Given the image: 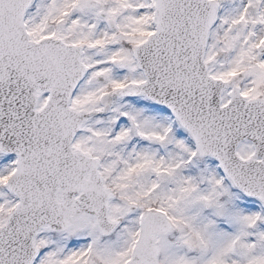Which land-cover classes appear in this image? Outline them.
Returning a JSON list of instances; mask_svg holds the SVG:
<instances>
[{"label": "snow or ice", "instance_id": "6c2138e0", "mask_svg": "<svg viewBox=\"0 0 264 264\" xmlns=\"http://www.w3.org/2000/svg\"><path fill=\"white\" fill-rule=\"evenodd\" d=\"M0 264H264V0H0Z\"/></svg>", "mask_w": 264, "mask_h": 264}]
</instances>
